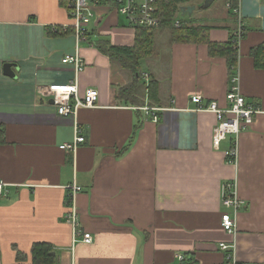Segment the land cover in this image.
<instances>
[{"label": "crops", "instance_id": "0c3cea01", "mask_svg": "<svg viewBox=\"0 0 264 264\" xmlns=\"http://www.w3.org/2000/svg\"><path fill=\"white\" fill-rule=\"evenodd\" d=\"M70 2L0 0V264H36L38 244L49 254L43 264H222L220 243L233 245L237 264H264V0H214L202 24L187 25L208 28L190 42H173L158 26L137 66L153 72L136 80L95 45L133 47L137 28L99 0L87 42L78 43ZM207 43L224 48L210 52ZM76 46L84 65L77 75L62 63ZM75 75L80 97L97 90L96 108L59 115L47 89ZM235 79L262 113L239 133L232 165L231 137L214 149L215 117L191 98L225 107ZM76 127L84 142L61 150L75 142ZM73 185L81 189L77 231L90 244L76 242L66 221ZM226 185L243 201L234 235L220 224Z\"/></svg>", "mask_w": 264, "mask_h": 264}, {"label": "built area", "instance_id": "2783aa9c", "mask_svg": "<svg viewBox=\"0 0 264 264\" xmlns=\"http://www.w3.org/2000/svg\"><path fill=\"white\" fill-rule=\"evenodd\" d=\"M99 0H71L70 2V17L74 28L77 42L86 41L88 27L91 23L93 13L91 10L92 3ZM110 1L120 15L124 16L128 23L134 27L157 28L160 25V19L157 16L155 0H102ZM64 64H70L74 67L77 75L84 68L80 59L77 46L73 56H67L62 60ZM76 75L74 82L68 85H54L47 89V95L53 100L57 108V113L63 116H75L77 111L82 108H96L98 101V92L96 89L89 88L85 91L82 97L78 95L76 85ZM145 78L147 76L145 75ZM235 86L232 87L226 94V106L220 107L216 102L205 104L200 96L191 98V102L196 105V111L208 112L214 115L215 125L212 130V145L214 149H219L222 142L231 137V146L225 152L228 163L234 165L237 158L236 139L239 133L246 127L252 125L254 118L261 114L262 111L258 107L246 104L244 97ZM84 139L80 136L78 127H76L75 142L71 145H63L60 147L64 151H73L77 144L83 143ZM7 185L0 181V198L5 192ZM72 194L68 196L69 212L67 214V223L72 227L74 240L84 244H90L92 237L88 233L80 235L77 232V211L74 205L75 194L81 189L75 185L72 186ZM243 201L236 195V190L232 185L222 187L221 206L224 212L221 214L220 224L222 230L234 235L237 230L236 213L241 209ZM232 212L234 216L231 215ZM79 239V240H78ZM219 249L226 253L225 260L222 264H237L234 257L229 253L233 249V245L220 243ZM179 259L182 261L183 257Z\"/></svg>", "mask_w": 264, "mask_h": 264}, {"label": "trees", "instance_id": "16d2710c", "mask_svg": "<svg viewBox=\"0 0 264 264\" xmlns=\"http://www.w3.org/2000/svg\"><path fill=\"white\" fill-rule=\"evenodd\" d=\"M191 0H155V7L157 9V16L160 19V27L168 28L171 31V39L173 42H190L195 37L202 38L204 32L208 30L207 27H191V26H174L175 16L179 12V7L182 4L190 2ZM156 28L137 27L136 41L133 47H117L112 46L109 42L99 41L95 45L98 50L107 56L112 63L118 64L122 69H127L139 77L137 71L138 62L140 59L147 57L150 54V45L152 44V33ZM209 51L213 52L224 48L211 43H207ZM232 43L230 41L228 52L229 68L235 70L236 66V51L231 49ZM133 89V86L123 88L120 90V97H124ZM2 134V132L0 131ZM45 244H38L34 247L33 262L36 264H43L48 259L49 254L43 250Z\"/></svg>", "mask_w": 264, "mask_h": 264}, {"label": "rangeland", "instance_id": "374dc122", "mask_svg": "<svg viewBox=\"0 0 264 264\" xmlns=\"http://www.w3.org/2000/svg\"><path fill=\"white\" fill-rule=\"evenodd\" d=\"M213 9H215V8H213ZM213 9L211 11H213ZM219 10H222V8H220ZM207 11H209V10H195L191 15H181V13L178 12L175 16L176 19L174 21L175 22L174 24H175V26L178 25V27L179 26H187V25H200L204 22L205 17H207V15L209 14ZM140 68H141V71L139 72L140 74H142L144 71L153 72V69L150 66L147 67L145 63L142 64V66H140ZM142 79H143V76H142ZM66 221H67V218H66ZM76 230H77V228H76Z\"/></svg>", "mask_w": 264, "mask_h": 264}, {"label": "water", "instance_id": "95a60500", "mask_svg": "<svg viewBox=\"0 0 264 264\" xmlns=\"http://www.w3.org/2000/svg\"><path fill=\"white\" fill-rule=\"evenodd\" d=\"M214 2V0H204L203 4L199 7V10H206L208 9L211 4ZM180 12L182 15H191L193 13V11L195 10L194 6H184V7H180ZM7 72V71H6ZM7 76L13 77L12 72L9 71L8 73H6ZM50 103H53V100L50 101Z\"/></svg>", "mask_w": 264, "mask_h": 264}]
</instances>
